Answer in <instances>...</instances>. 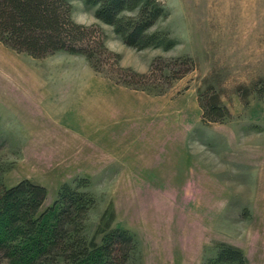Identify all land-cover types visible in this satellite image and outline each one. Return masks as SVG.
I'll use <instances>...</instances> for the list:
<instances>
[{
    "label": "rangeland",
    "instance_id": "374dc122",
    "mask_svg": "<svg viewBox=\"0 0 264 264\" xmlns=\"http://www.w3.org/2000/svg\"><path fill=\"white\" fill-rule=\"evenodd\" d=\"M70 2L110 54L95 69L82 54L37 58L0 42L11 62L0 69V181L45 186L43 208L62 183L80 185L94 198L86 235L113 213L111 227L136 239L133 264H202L221 242L264 264V97L250 88L264 77V0H160L152 30L173 45L140 50ZM184 56L183 76H150L154 59ZM130 71L147 77L127 84ZM210 85L230 111L223 121L201 118Z\"/></svg>",
    "mask_w": 264,
    "mask_h": 264
},
{
    "label": "trees",
    "instance_id": "16d2710c",
    "mask_svg": "<svg viewBox=\"0 0 264 264\" xmlns=\"http://www.w3.org/2000/svg\"><path fill=\"white\" fill-rule=\"evenodd\" d=\"M83 1L93 6L94 16L110 25L128 46L140 50L173 45L166 31L152 30L166 14L160 0ZM71 11L70 0H0V42L37 58L60 50L82 54L97 69L110 54L104 34L97 26L78 24ZM114 57L118 61V55ZM191 68L187 56L171 61L156 58L150 64V76L160 70L170 82ZM136 76L147 74L132 71V79L125 82L135 84ZM250 88L264 97V77ZM249 90L242 91V98ZM198 102L204 121H223L230 116L211 85L199 91ZM79 186L62 183L52 204L43 208L45 186L28 178L10 186L0 181V264H133L136 239L125 228L111 227L113 213H103L93 235H86L85 220L94 198ZM202 264L248 263L239 247L221 242L215 255Z\"/></svg>",
    "mask_w": 264,
    "mask_h": 264
},
{
    "label": "bare ground",
    "instance_id": "6f19581e",
    "mask_svg": "<svg viewBox=\"0 0 264 264\" xmlns=\"http://www.w3.org/2000/svg\"><path fill=\"white\" fill-rule=\"evenodd\" d=\"M3 61H4L5 63H4ZM5 64L9 67V70H10V69H11V62L8 61V60L5 61L4 59H3V60H0V69H2V68L4 69V65H5Z\"/></svg>",
    "mask_w": 264,
    "mask_h": 264
},
{
    "label": "clouds",
    "instance_id": "9594fccd",
    "mask_svg": "<svg viewBox=\"0 0 264 264\" xmlns=\"http://www.w3.org/2000/svg\"><path fill=\"white\" fill-rule=\"evenodd\" d=\"M76 22H77L78 24H80V23H83L84 21H83L82 18H78Z\"/></svg>",
    "mask_w": 264,
    "mask_h": 264
}]
</instances>
